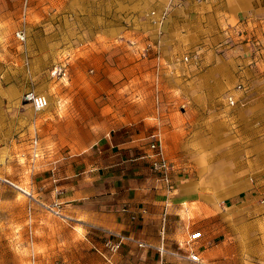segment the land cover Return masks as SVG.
I'll list each match as a JSON object with an SVG mask.
<instances>
[{
  "label": "crops",
  "instance_id": "0c3cea01",
  "mask_svg": "<svg viewBox=\"0 0 264 264\" xmlns=\"http://www.w3.org/2000/svg\"><path fill=\"white\" fill-rule=\"evenodd\" d=\"M68 1L80 17L66 19L77 29L68 32L66 42L73 39L79 47L76 53L69 42L64 54L96 64L97 57L111 56L124 43L131 69L151 64L161 73L150 85L155 99H136V106L156 108L125 118L113 115L111 126L93 134L89 146L66 153L43 143L39 120L31 105L23 104L28 124L11 148L28 155L24 168L32 175L31 190L44 203L58 204L62 217L108 262L117 255L140 264H264V0ZM234 35L238 46L229 49L225 45ZM195 51L204 62H182ZM101 69L106 75L76 77L70 84L107 87L111 61ZM238 84L243 90H235ZM22 92L8 91L11 106L20 104ZM230 95L233 107L227 105ZM181 107L185 110L177 112ZM155 138L175 165L169 193L143 158ZM17 162L26 164L19 157ZM91 227L148 247L127 243L110 255ZM196 232L201 237L190 244ZM190 253L199 261H190Z\"/></svg>",
  "mask_w": 264,
  "mask_h": 264
},
{
  "label": "rangeland",
  "instance_id": "374dc122",
  "mask_svg": "<svg viewBox=\"0 0 264 264\" xmlns=\"http://www.w3.org/2000/svg\"><path fill=\"white\" fill-rule=\"evenodd\" d=\"M79 17L68 0H0V112L5 113L4 126L0 127V264H140L123 257L117 259V255L108 262L87 244L74 229L75 225L50 213L45 208L49 205L30 188L32 175L29 168H24L28 165V155H19L18 146L11 148L28 124L27 110L23 108V95L27 90L48 98L45 109L35 112L30 107L35 114L33 118L40 123V139L46 145L55 143L66 153L89 146L93 134L111 126L113 115L125 118L156 108L155 104L154 107L136 106V99L143 95L155 99L156 93H150L154 89L150 85L153 79H160L161 73L151 64L131 69L126 61L130 49L124 43L119 42L114 47L118 51L111 56L97 57L96 64H92V60L80 61L81 58L77 62L64 54L63 48L69 42L77 53L79 46L76 47L75 40L66 42L68 32L77 29H71L65 21ZM18 30L25 34L23 42L15 38ZM236 41L234 35L225 46L236 48ZM199 55L198 66L205 61L204 55L200 52ZM109 60L114 71L107 74L112 78L107 87L94 88L89 84L79 88L70 84L76 77L93 80L96 75H106L101 66ZM182 62L185 63L183 58ZM75 64L78 69L72 72ZM59 67H65V76L63 72L58 73ZM65 78L69 79L67 84ZM181 78L190 79V76ZM14 89L23 92L20 104L11 106L8 91ZM184 90L182 88L179 94L181 102L186 100ZM132 95L135 97L131 98ZM62 98L64 102L59 104ZM176 110L182 112L185 108ZM18 157L26 164H19Z\"/></svg>",
  "mask_w": 264,
  "mask_h": 264
},
{
  "label": "built area",
  "instance_id": "2783aa9c",
  "mask_svg": "<svg viewBox=\"0 0 264 264\" xmlns=\"http://www.w3.org/2000/svg\"><path fill=\"white\" fill-rule=\"evenodd\" d=\"M15 38L23 42L25 40V34L22 30H18L15 32ZM145 49V53H146ZM183 61L185 63L188 62H194V63H199L200 62V55L199 52H191L183 57ZM59 74L63 72V75L65 76V67H59L57 70ZM237 91L243 90V86L241 84H238L235 88ZM227 105L230 107H233L235 105V100L232 95L227 97ZM23 101L26 104L31 105L34 111H41L45 109L48 106V99L43 96L36 94L33 91H27L23 95ZM34 145H37V141H34ZM143 158H147L150 160L149 167H150V173L151 176L160 181L167 192L172 191L173 187V181H172V172L175 168L174 163H172L169 159H167L163 153L161 143L159 142L158 138H155V141H152L149 146H148V152H146L143 155ZM27 196L30 197V199L35 200L34 197L30 193H26ZM262 204H264V199L261 201ZM50 213L54 214L57 217H62L60 208L58 204H53L45 207ZM142 213H146V210L143 209ZM165 215V214H164ZM132 220L135 219V216L131 217ZM94 227H91L93 229ZM93 230H97L98 232V239L100 242V245L102 249L110 254V255H115L121 253L123 250V247L126 246L127 243H132L134 244L137 248H146L148 247L147 244H145L142 241H139L133 237L122 235L119 233H115L112 231H108L105 229H99V228H94ZM201 234L199 232L193 233L189 236V243L192 244L196 240L200 239ZM158 253L160 256L165 254V251L162 246H160L157 249ZM171 255V254H169ZM175 256V255H172ZM189 260L193 262L199 261L198 255H195L193 253H190L189 255Z\"/></svg>",
  "mask_w": 264,
  "mask_h": 264
},
{
  "label": "water",
  "instance_id": "95a60500",
  "mask_svg": "<svg viewBox=\"0 0 264 264\" xmlns=\"http://www.w3.org/2000/svg\"><path fill=\"white\" fill-rule=\"evenodd\" d=\"M171 257H174V256L171 255Z\"/></svg>",
  "mask_w": 264,
  "mask_h": 264
}]
</instances>
